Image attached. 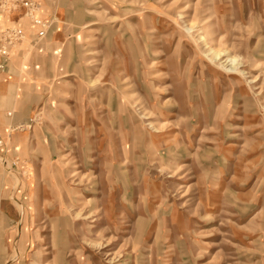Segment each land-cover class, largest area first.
<instances>
[{"label":"rangeland","instance_id":"obj_1","mask_svg":"<svg viewBox=\"0 0 264 264\" xmlns=\"http://www.w3.org/2000/svg\"><path fill=\"white\" fill-rule=\"evenodd\" d=\"M67 3L0 264H264V0Z\"/></svg>","mask_w":264,"mask_h":264},{"label":"crops","instance_id":"obj_2","mask_svg":"<svg viewBox=\"0 0 264 264\" xmlns=\"http://www.w3.org/2000/svg\"><path fill=\"white\" fill-rule=\"evenodd\" d=\"M38 2L40 19L49 23V31L45 38H38L39 29L28 19L25 20L22 12L12 14L9 17L11 22L8 17H4L9 23L20 24L24 21L23 30L26 34L25 40L0 70V135L4 140V146L0 147V155L4 167H7L6 160L14 161L18 152L24 150L26 145L31 146L29 143L32 135L26 134L23 130L31 127L34 114L43 108L45 98L43 85L59 69L64 56L65 37L68 34L74 35L73 29L66 31V20H75L83 15L86 17L85 11L71 9L72 6L67 0H45V5L52 9L49 14L46 13V8H43L42 0ZM91 121L95 124L93 117ZM1 173L0 168V176Z\"/></svg>","mask_w":264,"mask_h":264},{"label":"built area","instance_id":"obj_3","mask_svg":"<svg viewBox=\"0 0 264 264\" xmlns=\"http://www.w3.org/2000/svg\"><path fill=\"white\" fill-rule=\"evenodd\" d=\"M22 12L39 31L38 38H45L49 31V23L39 17L40 4L38 0H0V13L14 14ZM26 34L22 28H9L0 31V70L9 61L12 53L25 40ZM4 146V140L0 135V147Z\"/></svg>","mask_w":264,"mask_h":264},{"label":"bare ground","instance_id":"obj_4","mask_svg":"<svg viewBox=\"0 0 264 264\" xmlns=\"http://www.w3.org/2000/svg\"><path fill=\"white\" fill-rule=\"evenodd\" d=\"M214 55H215V59L216 60H218V59H220L221 60V57L223 56V54L221 53V52H216V53H214ZM235 69V68H234Z\"/></svg>","mask_w":264,"mask_h":264}]
</instances>
